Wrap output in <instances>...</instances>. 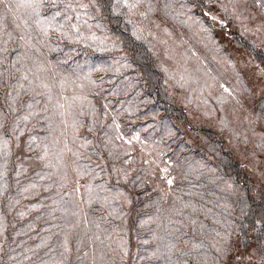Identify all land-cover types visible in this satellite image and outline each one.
Returning <instances> with one entry per match:
<instances>
[{
  "label": "rangeland",
  "instance_id": "rangeland-1",
  "mask_svg": "<svg viewBox=\"0 0 264 264\" xmlns=\"http://www.w3.org/2000/svg\"><path fill=\"white\" fill-rule=\"evenodd\" d=\"M11 2L16 3V0ZM128 2L136 6L129 8L124 0H44L39 18L47 20L55 12L61 13L46 34L34 23L35 17L29 20L27 28L22 19L11 14L0 20V49H7L0 52V120L6 130L5 139L9 141L6 146L0 144V190L11 169L27 175L32 170L31 163L39 169L38 183L43 181V171H51L54 184L50 185L49 191L56 190L60 195L58 202L61 201L57 206L58 217L51 228L57 224L63 231L54 244L61 247H52V232L46 230L33 241L16 244L12 252H9L10 247L0 258V264H59L61 260L67 264L80 250L85 254L83 264H112L115 258H119V263L124 262L125 239L115 240L116 229L113 234L105 235L102 234V225L91 226L87 222L91 218L87 216V209L98 205L99 216H103L104 221L116 220L121 222L119 227H128L125 213L128 214L132 207V198L123 190V186L129 184L128 179L133 178L135 189L150 190L166 202L174 183L167 184L162 169L166 168L175 182L180 166L174 164L171 155L178 156L186 147L192 149L191 152L200 150L199 161L211 166L222 164L224 158L220 152H227L239 165V172L252 188L253 196L264 198V72L260 71L264 68V11L251 0H210L204 8L186 5L178 8L173 0L168 9L161 0ZM53 3L56 8L51 6ZM68 5L72 7L68 8ZM105 7H113L117 14L126 17L132 37L150 44L154 62L162 75V92L182 118L178 113L164 117V113L157 110L147 118L158 121L161 126L151 130L152 124L145 122L144 116L135 117L137 107L111 99L106 86L116 78L127 82L123 72L130 65L123 69L129 62L128 55L122 52L118 38L110 36L104 20ZM3 15L4 9L0 5V16ZM66 16L71 19L65 20ZM115 16L112 12L110 18ZM18 17H25V10H20ZM21 36H24L23 40ZM80 46L105 49L112 54L111 58L120 57L114 62L111 60V64H118V67L110 74H98L94 72L92 62L87 61L93 59V55H86L84 64L73 62L81 54L76 50ZM25 72L27 80L22 79ZM20 84L24 87H19ZM43 84L49 87L45 88ZM221 85L231 91L225 92ZM49 94L52 101L48 100ZM64 97L69 98L71 110L54 108L56 100L65 103ZM101 99L110 107L105 108ZM29 103L33 105L31 111L35 115L27 122L21 120L20 129L23 131L13 134V122L30 111ZM99 105L102 112L97 108ZM146 105L150 106L151 101ZM10 106L16 111H11ZM62 111L66 115H60ZM65 120L67 123H62ZM143 121V125L140 124ZM101 128L103 137L97 135ZM30 136L38 139L30 141ZM136 136L139 138L133 139ZM168 136L182 145L175 149L172 143H167ZM95 139L99 143L97 148L101 149L98 153ZM30 143L34 153L29 151ZM44 143L49 145V155L39 160L37 156L42 154ZM101 143L105 145L101 146ZM92 150L93 160L90 159ZM104 150L108 155H104ZM169 151L173 152L169 154ZM9 159L14 162H8ZM214 169L209 168L211 175L215 173ZM225 170L230 175V169ZM65 173L67 181L63 179ZM218 173L222 177L221 189H237L240 193V183L231 185L230 177L225 180L222 176L225 174ZM103 176L104 181L101 180ZM77 180L80 188L74 191ZM89 186L92 189L91 203L88 202ZM43 193V190L39 191L36 200ZM30 196L34 197V193ZM50 196L55 197L51 193ZM23 199L6 212L1 211L0 205V250L7 224L4 216L10 215L11 228L18 218L16 211H20ZM78 209L79 213L73 215ZM159 213L155 214L159 216ZM156 215L152 216V221L141 216L139 222L143 230L150 225L154 246L163 244L157 238L161 231L154 228L159 223ZM217 221L211 223L217 224ZM214 229L216 232L224 230L220 223ZM23 230L24 227H20L17 234H22ZM248 230L249 241H245V245L236 239L240 238L236 231L231 246L222 247L218 241L214 242L217 249L227 251L224 264H260L264 232H261L262 237L253 240L251 228ZM98 234H101L102 242L99 241L95 248L92 238ZM66 236L69 252L64 248Z\"/></svg>",
  "mask_w": 264,
  "mask_h": 264
},
{
  "label": "trees",
  "instance_id": "trees-1",
  "mask_svg": "<svg viewBox=\"0 0 264 264\" xmlns=\"http://www.w3.org/2000/svg\"><path fill=\"white\" fill-rule=\"evenodd\" d=\"M175 1L178 8L184 7L183 5L192 8H204L205 4L210 0ZM251 1L264 11V7L258 5L256 0ZM161 2H164L163 4L167 6L166 9H168L169 3H171V5L174 3L173 0H161ZM114 10L113 7H105L104 20L110 30V36L118 38V44L122 47V52L128 55L129 62L126 63V67L123 69H126L129 65L130 67L123 72V76L128 78L127 82H122L121 78H116L112 83L106 86L107 91L110 92L109 95H112L110 96L112 97L111 99H115L116 102L129 105L130 107H137L138 111L135 112V117L144 116L143 120L145 122H151V130L156 129V126H158V128L161 126L158 121L147 118L157 110L164 113V117H171V114L178 113V117L182 118L181 113L175 111L166 101L167 99L162 92V75L154 62L150 44L146 41L140 42L132 37L128 32V30H130L129 21L126 17L117 14ZM112 12L116 14L115 18H110ZM125 39L127 40L124 42ZM76 50L80 51L81 54L78 58L73 59V62L84 64L86 63V55H93V59L87 61L92 62L91 66L94 72L98 74L105 72L110 74L118 67V64L117 66H114L113 63L111 64V60L114 62L117 60L116 58L120 59V57L116 56L111 58L112 54H109V51H104L105 49L98 50L92 46H80ZM103 51L107 53H103ZM60 55L63 57L61 53ZM121 55H123V53ZM120 61H122V59ZM120 64H122V62ZM133 82H136V84ZM123 89H126V91ZM107 98L108 97H105V99ZM100 101L105 108L110 107L106 104V101L102 99ZM148 101H151L150 106L146 105ZM166 102L169 105L168 107L166 106ZM97 108L102 112L100 105L97 106ZM149 108L150 110H148ZM144 121L140 124L143 125ZM102 133L103 128L98 130L97 135L103 137ZM206 133L207 135L211 134L208 132ZM31 134L33 135L34 133ZM210 136L212 137V135ZM211 137L210 139H212ZM166 140L167 143H172L175 149L182 145L180 141L172 137L169 138V136ZM175 141L176 144H174ZM98 144L97 139H95L96 148ZM103 145L105 144L101 143V146ZM191 150L189 147H186L178 156L174 154L171 155L172 161L174 164L180 166V170L177 172L179 176L175 180L172 186L173 188H170L169 199L166 200V202L160 200L156 193L150 190L135 189L136 184H133V188V178L128 179L127 182H129V184L124 185V189L122 188L124 192L126 194L129 193L132 198V207L129 208L128 214L125 213L128 227L124 229L123 226L119 227L121 226L120 221H104L103 216H99L100 208L98 205L87 209V216L91 217L88 218L89 221L87 222L91 226L92 224L99 225L100 227L102 225L104 228L102 234L105 235L106 233L110 235L113 234V230L116 229L115 240L119 241V238L125 239L127 255H125L124 262L119 263V258H115L112 264H157L156 257L151 256V252L155 250L156 246L152 244V233L149 231L150 225L146 227V230L139 227L141 216H145L152 221V216L156 215L155 213L157 211L160 212V217L156 215L159 218L158 224L160 225L156 224L154 228L161 231L157 238L163 244L171 242L175 245L174 255L172 257L174 261L180 258L181 260H187L188 264H205V262L206 264H221V262L224 264L226 256L216 251L217 246L214 243L215 241H218L222 247L226 244L231 246L233 243L232 238L236 231L240 234V238L238 237L236 239H240L241 243L245 245V241L247 243L249 241L248 229L250 228L253 240L259 236L262 237L261 232H264V230H261L260 225L256 222L264 216V198L257 199L253 196L252 188L239 172V165L232 160L227 152L222 151L220 154L224 158V161L225 159H227V161H221L222 164L220 163L218 166H211V164L207 162L199 161L198 156L200 150L197 149L194 152H191ZM29 151L34 153L31 143L29 144ZM100 151L101 149L99 147L98 151L95 152L98 153ZM104 151H106L104 155H108L107 150ZM171 152L173 151H169V154H171ZM93 155L92 150L90 152L91 160H93ZM30 160H35V158H31ZM8 162H14V160L9 159ZM187 166H189V168ZM207 166L209 168L214 167L217 175H214L215 173L211 175ZM30 168L32 170H30L27 175L22 171L17 172L14 169L8 171L6 173V184H4L0 190L1 211L3 210L6 212V209L10 208L11 205L16 206L24 198L20 208L22 215L19 210L16 211L18 218L11 224L13 225L11 228L9 227L10 215L7 214L4 216L7 220V224L4 228L5 239L1 244L0 251L2 254L0 258H2L3 254H6L10 247L9 252H12V248L16 246V244L24 245L25 243L33 241L36 236H41L46 230H51L52 232V234L50 233L52 247H54V249L57 248V246L61 247L60 245L54 244L57 241L56 238H60L63 234L62 229L57 224L54 228H51L54 219L58 217L59 209L57 206H59L61 202L60 200L58 202V196L60 195L56 190L49 191L50 185L54 184L51 180L52 173L51 171H46L47 173L43 171V181L38 183V179L40 178L39 169L35 168L31 163ZM226 168L230 169V175L225 170ZM220 171L226 175V177L222 175L225 180H229V177L231 178V185H238V183H240L239 185L242 186V189L239 194L237 189L234 191H226L220 188V185L223 184L222 177L218 173ZM105 179L106 178L103 176L101 180L104 181ZM23 190L25 191L24 193ZM41 190H43L44 193L36 200ZM31 193H34V197L30 196ZM50 193L55 195V197L50 196ZM29 200L31 201L30 203H28ZM166 215L169 217L167 218ZM212 221H217L218 223L212 224ZM219 223L220 228L224 230H218V232H216L214 227H218ZM168 224L169 227H167ZM22 226L24 230L22 234L18 235L17 231ZM227 228L231 229V231ZM167 229H169V231ZM225 230L227 231L224 232ZM32 234H34L33 237L31 236ZM216 234H218V239ZM73 236L75 237V235ZM100 237L101 234H98L92 238L93 247L97 248L99 241L102 242ZM161 237H163V239H161ZM145 241H147V243H145ZM181 253H187V255H181ZM84 257L85 254L83 250L77 251L67 264H83ZM141 257L144 259H141ZM159 264H163V260H160Z\"/></svg>",
  "mask_w": 264,
  "mask_h": 264
},
{
  "label": "snow or ice",
  "instance_id": "snow-or-ice-1",
  "mask_svg": "<svg viewBox=\"0 0 264 264\" xmlns=\"http://www.w3.org/2000/svg\"><path fill=\"white\" fill-rule=\"evenodd\" d=\"M125 4L127 5V7L129 8H133L136 5L129 3L128 0H124ZM256 3L258 5H260L261 7H264V0H256ZM0 5L3 6L4 9V15L0 16V20L4 19L8 14L13 15L14 17L20 18L23 20V26L25 28L29 27V20L32 19L33 17H35L34 19V23L37 24L38 26H40L42 28V30L45 32V34L47 33L48 28L53 27V22L55 21V17L59 16L61 13L59 11L55 12V14L47 20H42L40 17V9L43 8L44 5V0H16V3H12L11 0H0ZM53 8H56L57 5L55 3H53L51 5ZM68 8H71L72 5H68ZM80 7H87L86 5H80ZM223 7V5L221 6ZM25 10V17H18V13L20 12V10ZM71 19L70 17H65V20H69ZM77 19H79V17H77ZM213 19H215V17H213ZM221 24L224 23V21L220 22ZM17 27H20V24L16 25ZM73 27H75V25H72ZM58 27H63L62 25H58ZM9 38H11V34L9 33ZM21 40L24 39V36L20 37ZM2 51H7V49H0V52ZM0 59H2V57H0ZM261 72H264V68L260 69ZM22 79L27 80L28 76L27 73L25 72V74L23 75ZM31 83V81L29 82ZM19 87L23 88L24 85L20 84ZM43 87L48 88L49 86L47 84H43ZM221 87L224 88L225 92H230L231 90L229 88H227L224 85H221ZM9 95L11 96V93H9ZM18 95V93H17ZM53 97L51 94L48 95V100L52 101ZM75 99V97H73V100ZM64 101L65 103H61L59 100H56L55 104L53 105L54 108L57 109H67V110H71L72 108V104L69 101L68 97H64ZM28 109L30 110L27 114L17 117L16 120L13 122V126L11 128V132L13 134H15L18 130H20L21 132L23 131L22 129H20V121L23 120L24 122L29 121V119L35 115L34 111H31L33 109V105L31 103H29L27 105ZM10 110L11 111H16V109L14 107L10 106ZM45 111H47V107L45 108ZM60 115L64 116L66 115L65 111H62L60 113ZM47 119V117H46ZM62 123H67V121H63ZM26 126V124H25ZM73 126L75 127V122L73 123ZM118 127V126H117ZM5 127H4V123L2 122V120H0V144L2 145H7L8 144V140L5 139ZM139 137H133V139H138ZM30 141H36L38 139V137L36 136H30ZM18 140V137H17ZM55 143V142H54ZM129 143H131V141H129ZM49 155V145L47 143L42 144V154L37 156V159L39 160H44L47 156ZM162 171L164 172V177L163 179L166 180L167 184L169 186H171L174 183V178L171 177L170 175H168V170L162 169ZM63 179H65V181H67V174L65 173ZM80 185H79V181H76V187L74 188V191H79ZM89 191V203H91V199H92V189L89 186L88 188ZM79 213V209L77 210V212H73V215H77ZM258 225H260L261 230H264V216L261 217L260 220H258L256 222ZM161 239H163V237H161ZM145 243H147V241H145ZM68 241H67V236L65 237V242H64V248H65V252H69L70 249L67 247ZM174 249H175V245L171 242L168 243H164V244H158L155 248L154 251L151 252V256L152 257H156L157 259V264H159L160 260H163V264H188L187 260H181L180 258H177L175 261L173 260V255H174ZM217 251H221L225 256L227 255V251L225 249H217ZM125 255H127V250H124ZM260 252H261V256H260V264H264V243L261 244L260 246ZM181 255H187V253H181ZM141 259H144L143 257H141ZM59 264H66L65 260H61L59 262ZM206 264V262H205ZM222 264V262H221Z\"/></svg>",
  "mask_w": 264,
  "mask_h": 264
}]
</instances>
